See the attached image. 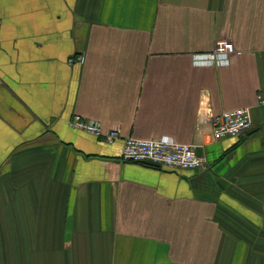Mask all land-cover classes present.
<instances>
[{"label": "crops", "instance_id": "crops-1", "mask_svg": "<svg viewBox=\"0 0 264 264\" xmlns=\"http://www.w3.org/2000/svg\"><path fill=\"white\" fill-rule=\"evenodd\" d=\"M219 41L237 53L201 65ZM263 90L264 0H0V264H264ZM127 138L208 166L124 163Z\"/></svg>", "mask_w": 264, "mask_h": 264}, {"label": "built area", "instance_id": "built-area-1", "mask_svg": "<svg viewBox=\"0 0 264 264\" xmlns=\"http://www.w3.org/2000/svg\"><path fill=\"white\" fill-rule=\"evenodd\" d=\"M236 53L237 51L231 42L219 41L213 53L206 56L200 64L226 65L229 58ZM83 61V56L76 59L78 63H83ZM74 62V59L70 60V64ZM256 99L257 105L264 107V90L257 93ZM211 121L214 141H220L227 137L238 138L252 127L251 110L242 108L224 112ZM68 124L76 130L104 139L108 143H114L121 137L118 130L105 131L99 123L79 116H73ZM120 158L124 163L154 165L182 171L204 170L208 166V159L199 156L194 145L178 144L172 140L127 138L120 150ZM262 213L264 215V202Z\"/></svg>", "mask_w": 264, "mask_h": 264}]
</instances>
